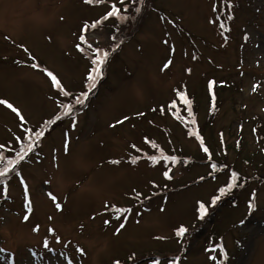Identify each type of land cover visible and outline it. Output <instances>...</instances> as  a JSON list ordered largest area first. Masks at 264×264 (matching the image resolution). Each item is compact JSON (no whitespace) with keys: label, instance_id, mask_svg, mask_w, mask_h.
<instances>
[{"label":"rangeland","instance_id":"rangeland-1","mask_svg":"<svg viewBox=\"0 0 264 264\" xmlns=\"http://www.w3.org/2000/svg\"><path fill=\"white\" fill-rule=\"evenodd\" d=\"M143 1L141 12L140 6L127 10L124 22L114 18L82 31L120 0H0V100L30 126L0 104V147L19 151V143L44 132L4 175L0 264H152L156 257L170 264L169 257L177 256L179 264H264V178L253 179L256 168L246 163L239 172L247 179L244 189L233 191V198L229 172H220L217 160L215 168L211 163L220 143L231 149L243 139L245 152L259 149L255 133L240 126L264 119V0ZM81 35L89 48L112 49L90 92L92 54L78 50ZM34 63L73 95L59 94ZM209 80L218 88L210 121ZM80 92L88 94L77 104ZM180 92L196 103L210 156L196 141L192 116L186 114L184 123L178 105L172 107ZM178 102L184 112L180 97ZM62 103L73 110L61 111ZM161 152L177 163L150 159ZM8 156L0 151V165ZM227 158L233 169L243 156L231 150ZM165 171L172 180L163 179ZM220 188L226 189L222 196ZM252 194L256 211L250 212ZM214 196L220 201L198 222V203L208 205ZM118 207L132 216L116 219ZM180 226L189 229L182 250ZM219 239L229 258L205 250Z\"/></svg>","mask_w":264,"mask_h":264},{"label":"snow or ice","instance_id":"snow-or-ice-1","mask_svg":"<svg viewBox=\"0 0 264 264\" xmlns=\"http://www.w3.org/2000/svg\"><path fill=\"white\" fill-rule=\"evenodd\" d=\"M100 0H85V3H89V4H92V3H99ZM120 2L122 3L123 0H120ZM119 17L120 16V9L116 6L115 3H113L111 5V8L110 10L106 13L104 19H107L108 17ZM99 23V21L97 22H94L91 26H89L87 23L84 24L83 28H82V31H87L89 29V27L91 28H95L97 26V24ZM80 40L83 41L84 40V36L81 35L80 36ZM77 47L79 48L80 45H77ZM89 47H91V45H89ZM95 56L96 58L92 61L94 67L92 68L91 72L89 73L88 77H87V80H88V89L91 90L93 88L96 87V84H97V80L98 78L101 76V71H100V66L106 61V59L108 58L109 56V53L107 51H104V52H101V50L99 48H97L95 50ZM171 63V61H169L168 63H166L164 65L165 68H167L169 66V64ZM33 67H38V65H33ZM47 71V70H45ZM47 75L49 77H51V81L53 83V85L58 89L59 93L61 95H63L64 97H69L71 94L65 90V88L63 87V85L61 84V82L59 81V79L50 71H47ZM212 87V83L210 82L209 84V88ZM253 90H255V86L253 88ZM87 92H84L82 93L81 95L86 97L87 96ZM180 95V98L183 100L184 104L188 106V113H189V116L192 115L191 113V104H192V101L189 100L187 98V96L183 93V92H180L179 93ZM76 103L77 104H82L83 103V100L80 99L79 97L76 98ZM0 104H6L8 108H10L14 113H16V115L20 118L21 121L24 120V117L23 115L20 113V111L15 108L11 103L5 101V100H0ZM62 107L64 108L65 110V113H70L73 109H72V105L69 103V104H63L62 103ZM172 107L174 108L175 107V103H173ZM57 120L60 119L59 116H57L56 118ZM125 119H127V117H125ZM121 121H118V123H120ZM49 123L51 124H54L55 121H49ZM192 123H195V121L193 120ZM26 131H28L26 129ZM44 135V132L43 131H37L35 132V141H38L42 136ZM198 139H200L199 136H197ZM18 140L21 139V138H17ZM29 139L32 140L33 138L31 136H29ZM33 141V142H35ZM153 147H155V145H153ZM201 147L203 148V151L205 153H208L209 152V149L207 147H205L203 145V141L201 140ZM32 149V143H29L27 145V150H31ZM26 151V149L22 146L21 149H20V152L18 153L17 155V160L16 161H11L9 160L8 161V165H13V164H16L19 162V160H22L24 158V152ZM161 156H163V153L161 152ZM163 158L165 160H175V157H168V156H163ZM150 159L153 161V162H156L157 161V157L156 156H152L150 157ZM117 161H114V163H116ZM133 163H135V160H133ZM216 166L213 165V168H215ZM14 170V169H13ZM9 171V168L8 166L6 165L4 169L0 170V176H4L8 173ZM164 176L166 178H171L168 174L167 171L164 172ZM232 183L227 185V188L228 189H231L232 187L236 186L237 185V181H238V176L235 172L232 173ZM23 183V181H21ZM226 189L225 188H220L219 189V192L221 194V196L225 193ZM24 194H25V198L27 200V197H28V189H27V186L25 185V191H24ZM48 195L50 196V198L55 202L57 200V197L55 195H53L52 193H48ZM139 195V193H137V196ZM221 196H214L212 197L211 199V202L210 204L206 205L204 202H199V205H198V219H203L205 217V215L207 214L208 212V208L209 207H212V206H215L217 201L221 198ZM26 207L29 208V210H31V202L28 201L27 204H26ZM55 207L60 210L61 209V204L60 203H55ZM249 207L252 208L254 207V205H252L251 203H249ZM119 211V210H118ZM123 211L127 212V211H130L129 209H124ZM25 220L28 219L27 216L24 217ZM117 219H119V216H117ZM105 223L107 224L108 221H105ZM243 223V221L241 222ZM124 223H121L119 225V228L117 229V232L124 228ZM34 230H38V229H34ZM50 231H54V230H50ZM188 231V229L184 226H180L177 231H176V235L178 237H182L184 236V234ZM45 247H47V244H45ZM79 251H83L82 249H78ZM214 250V249H213ZM2 251V250H0ZM221 253L226 255V253L223 252V249L221 248ZM215 259V258H213ZM116 264H119V262L117 261Z\"/></svg>","mask_w":264,"mask_h":264},{"label":"trees","instance_id":"trees-1","mask_svg":"<svg viewBox=\"0 0 264 264\" xmlns=\"http://www.w3.org/2000/svg\"><path fill=\"white\" fill-rule=\"evenodd\" d=\"M143 0H132V2H128V6L130 7V10L131 12L134 13V9L135 7L138 8L139 6V11H140V8H141V5H142V2ZM141 3V4H140ZM84 51V50H83ZM81 53V51H80ZM31 62H35V59L31 58ZM208 84L209 82H207V91H208ZM219 86H221L219 84ZM222 88L224 87V85L222 84L221 86ZM221 88V89H222ZM214 96H210L208 94V99H209V121L212 120V111L218 109V105H217V102H218V99H217V95H218V88H217V84L215 82V85H214ZM74 92H71L70 96L73 95ZM79 94V93H77ZM75 102V101H74ZM69 104V103H68ZM186 108L188 109V106L185 105ZM195 107H196V103L194 100H192V104H191V112H194L195 113ZM179 113V112H177ZM259 120V121H258ZM258 120L253 119L254 122L250 123V119H248V121L245 123V125L243 126H240V131H243L245 134H246V128L249 126L250 127V130H249V133L251 132V134L255 133V136H256V143L258 145V150H256L255 152H245L244 150V140L242 139L241 141H239V143L236 144V146L234 147H231L230 149V145H228V143H223L221 144L220 143V149L218 150V158H215L216 156L212 157L214 161H218L220 162L219 164L220 165H225L227 166L226 164V161H227V154L228 152H230L231 150L236 154L238 153V155L240 156H243L242 160L241 161H238V159L236 158V161L232 162V166H233V170L235 172H240L241 170V167L244 166L246 163L247 165H249L250 167H255L257 172H255V175H253V177L255 179H258V178H264V119H259ZM222 147H224L222 149ZM0 151H3V152H10V147L8 150H3L4 148L0 147ZM10 156H8L5 161L2 163V165H0V170L4 169L5 166L8 164V161L12 159V154L11 153H8ZM216 155V153H215ZM1 161V160H0ZM8 168L10 167V165H7ZM243 169V167H242ZM2 176H0L1 178ZM1 182V181H0ZM3 186L2 184L0 183V189H2ZM3 190V189H2Z\"/></svg>","mask_w":264,"mask_h":264}]
</instances>
